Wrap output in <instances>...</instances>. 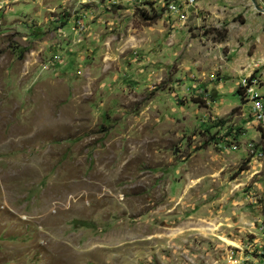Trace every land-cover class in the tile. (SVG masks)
Returning a JSON list of instances; mask_svg holds the SVG:
<instances>
[{"label": "rangeland", "instance_id": "1", "mask_svg": "<svg viewBox=\"0 0 264 264\" xmlns=\"http://www.w3.org/2000/svg\"><path fill=\"white\" fill-rule=\"evenodd\" d=\"M255 2L0 0V264L264 261Z\"/></svg>", "mask_w": 264, "mask_h": 264}, {"label": "built area", "instance_id": "2", "mask_svg": "<svg viewBox=\"0 0 264 264\" xmlns=\"http://www.w3.org/2000/svg\"><path fill=\"white\" fill-rule=\"evenodd\" d=\"M137 6H140L145 2V0H130ZM163 7L166 9L167 13L172 16L178 17L181 21L187 20V11L196 4V0H161ZM254 85L255 81L251 84L244 83L243 97L245 101L251 105V115L254 117L255 121L260 124L264 129V97L255 91ZM264 260V253L262 254ZM256 264H264V261H260Z\"/></svg>", "mask_w": 264, "mask_h": 264}, {"label": "trees", "instance_id": "3", "mask_svg": "<svg viewBox=\"0 0 264 264\" xmlns=\"http://www.w3.org/2000/svg\"><path fill=\"white\" fill-rule=\"evenodd\" d=\"M223 37L225 38V36H223ZM249 82H250L249 84H251L252 80H249ZM242 90H243V88L241 87L240 90L238 91V94H239L240 96H243V91H242ZM243 98H244V97H243ZM263 137H264V135H263Z\"/></svg>", "mask_w": 264, "mask_h": 264}, {"label": "water", "instance_id": "4", "mask_svg": "<svg viewBox=\"0 0 264 264\" xmlns=\"http://www.w3.org/2000/svg\"><path fill=\"white\" fill-rule=\"evenodd\" d=\"M253 2L254 7L256 8V10H258L259 12H262V10L257 6L255 0H251Z\"/></svg>", "mask_w": 264, "mask_h": 264}, {"label": "crops", "instance_id": "5", "mask_svg": "<svg viewBox=\"0 0 264 264\" xmlns=\"http://www.w3.org/2000/svg\"><path fill=\"white\" fill-rule=\"evenodd\" d=\"M246 65H249V62H248ZM248 69H249V68H247V69L245 70V72H249V71H248ZM237 70H238V69H237V68H235V71H237ZM250 73H251V72H250ZM250 73H248L246 76H249V75H250Z\"/></svg>", "mask_w": 264, "mask_h": 264}]
</instances>
